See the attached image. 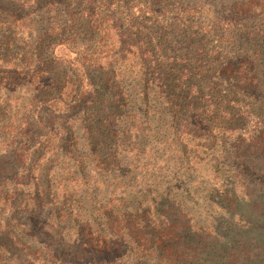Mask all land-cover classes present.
<instances>
[{"label":"rangeland","instance_id":"obj_1","mask_svg":"<svg viewBox=\"0 0 264 264\" xmlns=\"http://www.w3.org/2000/svg\"><path fill=\"white\" fill-rule=\"evenodd\" d=\"M0 171V264H259L264 0H0Z\"/></svg>","mask_w":264,"mask_h":264},{"label":"trees","instance_id":"obj_2","mask_svg":"<svg viewBox=\"0 0 264 264\" xmlns=\"http://www.w3.org/2000/svg\"><path fill=\"white\" fill-rule=\"evenodd\" d=\"M115 92H118V90L116 89V87H115ZM115 92H113V93H115ZM174 96H178V92L176 91V93L174 94ZM1 175H2V171H0V177H1ZM230 206V205H229ZM231 206H233V204H231ZM231 208V207H230ZM252 209H254L255 207L252 205V207H251ZM261 207H259V209H260ZM228 213L230 214V216L228 217V219H227V221L228 222H231V221H233V220H236V219H238V222H240V226H239V230H242V229H244V227H242L243 226V224H245V223H247L248 221L247 220H250V221H252L251 219H247L248 217H246V214L244 213H236V215H232L231 213H234V212H232V209H229V211H228ZM259 214V213H258ZM260 217V216H259ZM225 223H227V222H225ZM248 225H250L249 223H248ZM243 234V233H242ZM190 239H191V243H192V245L194 244V249H192L191 250V252H192V257H191V260L190 261H188V264H234L236 261H237V258L236 257H233L232 259H231V261H229V262H225L224 261V258H223V256L225 255V254H227L229 251V249H231L232 247H230L229 245H228V249L227 248H225L224 246H221V248H220V251L222 252V254H223V256H221L220 255V253L217 255V257H214L213 255V258H211V259H207L206 258V256L208 255H205V256H203L202 255V250H203V248H204V246H201V239H200V237L199 236H196V235H193V236H191L190 237ZM197 240V241H196ZM200 245V246H199ZM213 245H210V248L212 247ZM213 248H214V250H216V248L213 246ZM198 250V251H197ZM198 253L199 254H201V255H198ZM184 255V253H182L180 256H183ZM264 256V255H263ZM173 258H175V256H173ZM244 258L245 259H247V260H252V257L249 255V253H247V252H245L244 253ZM181 259H182V257H181ZM207 260H209L210 262H208ZM214 260V261H213ZM263 261V262H262ZM259 264H264V257H263V259H261V261L259 262Z\"/></svg>","mask_w":264,"mask_h":264}]
</instances>
